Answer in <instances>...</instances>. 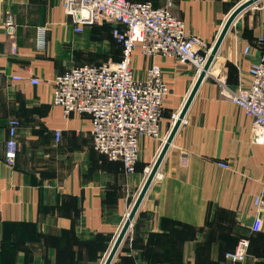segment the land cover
<instances>
[{"label":"crops","instance_id":"1","mask_svg":"<svg viewBox=\"0 0 264 264\" xmlns=\"http://www.w3.org/2000/svg\"><path fill=\"white\" fill-rule=\"evenodd\" d=\"M244 1L171 0L170 8L212 49ZM107 26L77 31L60 0H0V264H104L198 78L192 64L135 51L137 76L156 63L170 92L162 139H142L127 173L94 149L89 116L66 118L52 102L56 75L107 55ZM263 32L260 0L232 24L111 264H223L245 236L250 258L229 264H264V204L263 227L252 231L264 144L252 141L251 120L220 86L221 78L234 91L249 84ZM13 121L17 156L9 163Z\"/></svg>","mask_w":264,"mask_h":264},{"label":"built area","instance_id":"2","mask_svg":"<svg viewBox=\"0 0 264 264\" xmlns=\"http://www.w3.org/2000/svg\"><path fill=\"white\" fill-rule=\"evenodd\" d=\"M60 2L77 31H82L85 25H112L113 34L122 45V57L115 62L79 65L59 73L53 80L52 102L63 109L66 118L74 113L89 116L94 149L109 160L121 161L125 171L131 173L140 158L141 140L162 139L164 103L170 92L162 67L156 63L148 67L145 78L137 76L133 65L135 51L140 50L147 57L176 58L192 64L200 73L211 49L171 11V0L164 7L131 0ZM259 42L264 43V32ZM245 52L249 54L250 47ZM248 75L249 84L238 91L230 89L225 78L220 79V86L224 95L242 107L251 120L252 141L264 144V53L251 63ZM13 79L22 77L15 75ZM30 81L40 83V79ZM17 123L12 122L6 142L9 163H14L17 156ZM60 136L61 130H56L57 139ZM263 204L264 196H258L253 232L263 227L260 215ZM250 245L249 237H241L235 250L226 254L223 264L246 262L250 258ZM255 264L261 263L256 260Z\"/></svg>","mask_w":264,"mask_h":264},{"label":"water","instance_id":"3","mask_svg":"<svg viewBox=\"0 0 264 264\" xmlns=\"http://www.w3.org/2000/svg\"><path fill=\"white\" fill-rule=\"evenodd\" d=\"M259 1L260 0H246V1H244L228 17L225 25L223 26V28L219 34L218 39L216 40L214 46L212 47V49L208 55L207 61L204 65L203 69L199 73L198 78H197V80H196V82H195V84H194L183 108L181 109V111H180V113H179V115H178V117L174 123L172 131L169 134V136H168V138H167V140H166V142H165V144H164V146H163V148H162V150H161V152H160V154H159V156H158V158H157V160H156V162H155V164H154V166H153V168H152V170H151V172H150V174H149V176H148V178H147V180H146V182H145V184H144V186H143V188L139 194V196H138V198H137V200H136V202H135V204H134V206H133V208L129 214L127 221L125 222V224H124L119 236L117 237L116 242H115L112 250L110 251V253H109L104 264H111L112 263L115 255H116V253H117V251H118V249H119V247H120V245H121V243H122V241H123V239L127 233V231L129 230V228L131 226V222L134 219V217H135V215H136V213H137V211L141 205L143 198L145 197V194L147 193L151 183L153 182V180H154V178H155V176L159 170V167H160L167 151L169 150L180 125L182 124V122L185 118L186 113H187V111H188V109H189V107H190V105H191L202 81L206 77L207 72L209 71L214 59L216 58V56L219 52V49H220L227 33L229 32L232 24L234 23L235 19L244 10L253 6L255 3L259 2Z\"/></svg>","mask_w":264,"mask_h":264},{"label":"rangeland","instance_id":"4","mask_svg":"<svg viewBox=\"0 0 264 264\" xmlns=\"http://www.w3.org/2000/svg\"><path fill=\"white\" fill-rule=\"evenodd\" d=\"M113 29H114V27H113ZM116 39L110 38V40L108 41L107 55L102 56V57L99 55L98 56V61L92 55V57H91V65H94V64L97 65V64H101V63H105V62H115V61H117L119 59V56H120V53H121V47H120V45L118 43L119 42L118 39H117V41H116Z\"/></svg>","mask_w":264,"mask_h":264},{"label":"trees","instance_id":"5","mask_svg":"<svg viewBox=\"0 0 264 264\" xmlns=\"http://www.w3.org/2000/svg\"><path fill=\"white\" fill-rule=\"evenodd\" d=\"M104 24L108 25V26H107V29H108V31L110 32L109 37H110V38H114V39H116V38L114 37V34H113V27H111L110 24H108V23H104ZM116 41H117V39H116ZM118 43H119V45H120V47H121V53H120V56H119V59H118V60H120L121 57H122V45H121L120 42H118ZM97 65H100V64H97ZM254 233H256V232H254ZM238 241H239V240H238Z\"/></svg>","mask_w":264,"mask_h":264}]
</instances>
